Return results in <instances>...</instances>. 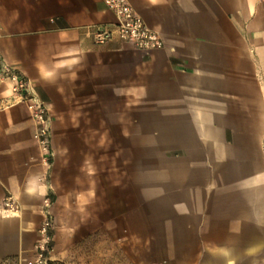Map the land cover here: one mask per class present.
Listing matches in <instances>:
<instances>
[{
    "label": "crops",
    "instance_id": "obj_1",
    "mask_svg": "<svg viewBox=\"0 0 264 264\" xmlns=\"http://www.w3.org/2000/svg\"><path fill=\"white\" fill-rule=\"evenodd\" d=\"M128 1L162 47L95 44L103 0H0V54L47 105L53 153L0 79V202L21 208L0 264L32 258L44 199L56 259L100 231L152 246L153 223L181 263L264 264V0Z\"/></svg>",
    "mask_w": 264,
    "mask_h": 264
},
{
    "label": "built area",
    "instance_id": "obj_2",
    "mask_svg": "<svg viewBox=\"0 0 264 264\" xmlns=\"http://www.w3.org/2000/svg\"><path fill=\"white\" fill-rule=\"evenodd\" d=\"M113 13L114 21L109 25H98L92 32L95 44H106L120 39L132 44L142 51L163 46L159 31L149 27L135 11L128 0H103ZM0 79L10 83L12 103H25L34 123L33 137L42 152L45 164L52 158L51 149V116L47 105L36 95L26 74L15 64L10 63L0 54ZM51 200L44 199L45 216L38 228V240L35 243L36 257L41 261L51 242L52 221L49 211ZM19 203L6 195L0 202V215L17 216L20 214ZM46 262H44L45 264Z\"/></svg>",
    "mask_w": 264,
    "mask_h": 264
},
{
    "label": "rangeland",
    "instance_id": "obj_3",
    "mask_svg": "<svg viewBox=\"0 0 264 264\" xmlns=\"http://www.w3.org/2000/svg\"><path fill=\"white\" fill-rule=\"evenodd\" d=\"M51 221L53 228L52 216ZM152 226L154 235L152 246L143 247L142 238L136 231H100L87 236H76L74 244L66 250L65 255L60 254V259L55 258L57 252L51 236L49 248L41 261L37 260L34 247L33 256L26 264H44L48 260L59 261L62 264H187L180 262L178 257L180 249L167 246L170 242L165 241L166 233H160L161 225L152 223ZM176 257L179 262H176Z\"/></svg>",
    "mask_w": 264,
    "mask_h": 264
},
{
    "label": "trees",
    "instance_id": "obj_4",
    "mask_svg": "<svg viewBox=\"0 0 264 264\" xmlns=\"http://www.w3.org/2000/svg\"><path fill=\"white\" fill-rule=\"evenodd\" d=\"M45 264H62V263L55 260H48Z\"/></svg>",
    "mask_w": 264,
    "mask_h": 264
}]
</instances>
